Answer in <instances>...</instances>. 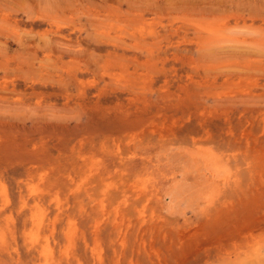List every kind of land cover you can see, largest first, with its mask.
Segmentation results:
<instances>
[{
    "label": "rangeland",
    "instance_id": "obj_1",
    "mask_svg": "<svg viewBox=\"0 0 264 264\" xmlns=\"http://www.w3.org/2000/svg\"><path fill=\"white\" fill-rule=\"evenodd\" d=\"M0 264H264V0H0Z\"/></svg>",
    "mask_w": 264,
    "mask_h": 264
}]
</instances>
